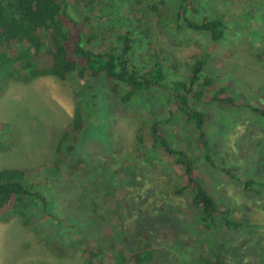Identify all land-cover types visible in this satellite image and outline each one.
Returning a JSON list of instances; mask_svg holds the SVG:
<instances>
[{
	"label": "trees",
	"instance_id": "trees-1",
	"mask_svg": "<svg viewBox=\"0 0 264 264\" xmlns=\"http://www.w3.org/2000/svg\"><path fill=\"white\" fill-rule=\"evenodd\" d=\"M203 1L75 0L79 19L69 12L66 0H0V96L9 81L28 83L52 76L84 82L74 92L72 120L57 140L53 160L40 167L55 173L64 164L74 177L80 191L72 217L65 218L52 205L50 194L40 188L43 179L29 181L30 170L15 167L0 169V222L18 218L57 257L81 255V264H159L162 250L148 229L142 228L133 240L125 237L119 206L130 186L122 173L112 190V203L99 212L95 194L102 184L91 175L85 159L71 158L87 132L89 97L96 82L108 85V94L122 104L144 90L159 88L164 92L159 106L163 114L142 123L136 135L147 149L146 158L160 153L171 170L157 192L163 194L166 187L167 201L174 204L167 213L184 216L185 227L196 233L197 256L191 264H232L227 241L218 240L213 232L238 231L252 224L231 214L201 162L187 144L170 139L169 129L175 125L191 132L207 167L233 179L231 166L213 154L208 135L212 111L244 107L264 121V107L228 93L211 74L207 54L196 56L180 78L169 79L167 61L171 60L173 70L178 66L175 57L159 46L160 36L173 46L182 45L194 33H204L213 44L224 37L225 20L203 12ZM4 149L0 136V150ZM130 174L133 185L134 171ZM236 179L245 192L260 193L264 188V181L253 177ZM102 193L106 197V191ZM165 224L169 227L170 221ZM260 258L254 264H264Z\"/></svg>",
	"mask_w": 264,
	"mask_h": 264
},
{
	"label": "rangeland",
	"instance_id": "rangeland-1",
	"mask_svg": "<svg viewBox=\"0 0 264 264\" xmlns=\"http://www.w3.org/2000/svg\"><path fill=\"white\" fill-rule=\"evenodd\" d=\"M66 1L69 12L80 19L75 0ZM202 11L220 15L225 20L224 37L213 44L204 33H194L184 38L182 45L173 46L160 36L159 46L175 57L178 66L173 70L171 60L167 61L169 79L180 78L196 56L207 54L211 74L226 85L228 93L240 101L264 107V1L204 0ZM83 84L75 77L60 81L52 76H41L28 83L9 81L0 96V123L3 124L0 136L5 146L0 150V169L24 167L30 170L29 181L35 183V179H43L40 188L50 194L52 205L65 218L74 213V198L80 187L64 164L55 173L40 167L53 160L57 140L72 120L74 92ZM108 90L105 83H95L94 95L89 97L91 113L87 132L71 158L85 159L91 167V175L102 184L94 195L99 212H105L112 203L109 202L114 194L112 190L122 173L124 183L130 186L119 206L125 237L133 240L136 233L146 228L162 250L159 264H191L197 256L196 233L185 227L184 216L167 213V207L174 204L167 201L166 187L163 194L157 192L163 181L166 185L171 170L160 153L148 160L147 149L141 147L136 137L142 123L163 114L159 106L164 92L159 88L144 90L122 104L110 96ZM160 115L157 116L160 118ZM169 131L172 141L181 146L187 144L201 162L215 192L231 214L252 224L238 231L221 228L213 232L218 240L227 241L231 263L254 264L259 257L264 263V235L261 234L264 188L260 193L245 192L236 179L249 176L264 181V121L244 107L224 106L212 111L208 135L213 154L220 163L231 166L235 172L233 179L207 167L191 132L179 130L175 125ZM131 170L135 174L133 185ZM169 221L167 227L165 223ZM81 263V255L57 257L40 244L18 218L0 222V264Z\"/></svg>",
	"mask_w": 264,
	"mask_h": 264
}]
</instances>
